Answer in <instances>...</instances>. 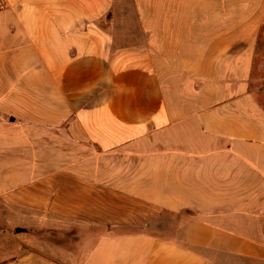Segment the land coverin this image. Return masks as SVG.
Instances as JSON below:
<instances>
[{"label":"crops","instance_id":"0c3cea01","mask_svg":"<svg viewBox=\"0 0 264 264\" xmlns=\"http://www.w3.org/2000/svg\"><path fill=\"white\" fill-rule=\"evenodd\" d=\"M133 1L0 0V264H264V0Z\"/></svg>","mask_w":264,"mask_h":264},{"label":"rangeland","instance_id":"374dc122","mask_svg":"<svg viewBox=\"0 0 264 264\" xmlns=\"http://www.w3.org/2000/svg\"><path fill=\"white\" fill-rule=\"evenodd\" d=\"M113 15H114V20H115V25L116 29L117 28H123L126 29L123 32H115V39L116 41H122V42H127V43H142L145 40V34L139 29L138 25V18L136 16V9H135V4L133 0H114V5H113ZM147 40V39H146ZM261 49L260 52L262 53V59H261V64H264V29L261 32ZM262 79L264 81V68L261 72ZM190 212L184 211L179 214H172L168 212H164L161 215V218L159 219V223L156 225L157 229H165L167 226L166 223L168 221L172 220H177L181 221L185 217L189 215ZM2 213L0 212V215ZM8 222V221H7ZM6 221H3L0 219V224L5 225V227L13 228V224H6ZM20 227V226H18ZM17 227V228H18ZM16 228V230H17ZM15 229V228H13ZM16 230H12L11 234L14 235L16 233L19 238H21L23 241L28 239V235L25 232H17ZM26 230V229H22ZM15 248V242L10 239L6 238V236H3L0 240V259H4L8 255L11 254V252Z\"/></svg>","mask_w":264,"mask_h":264},{"label":"trees","instance_id":"16d2710c","mask_svg":"<svg viewBox=\"0 0 264 264\" xmlns=\"http://www.w3.org/2000/svg\"><path fill=\"white\" fill-rule=\"evenodd\" d=\"M260 38H261V37H260ZM184 211H185V212H186V211L190 212L189 215L193 213V212L190 211V210H183L182 212H184ZM182 212H179V213H182Z\"/></svg>","mask_w":264,"mask_h":264},{"label":"water","instance_id":"95a60500","mask_svg":"<svg viewBox=\"0 0 264 264\" xmlns=\"http://www.w3.org/2000/svg\"><path fill=\"white\" fill-rule=\"evenodd\" d=\"M22 229H23V228L18 227L16 231H17V232H21Z\"/></svg>","mask_w":264,"mask_h":264}]
</instances>
